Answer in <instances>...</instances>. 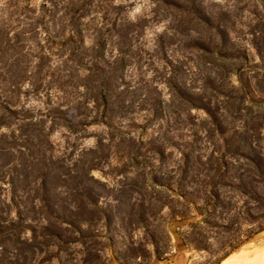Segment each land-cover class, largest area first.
<instances>
[{"label":"rangeland","instance_id":"rangeland-1","mask_svg":"<svg viewBox=\"0 0 264 264\" xmlns=\"http://www.w3.org/2000/svg\"><path fill=\"white\" fill-rule=\"evenodd\" d=\"M28 1L34 3L33 8L41 3ZM9 2L15 0H0V23L17 31L19 23L26 20L14 18L18 15L8 8ZM95 11L96 17L103 15L108 23H115L111 31L107 30L110 26L105 28L106 41L98 56L108 78L106 86L112 90L113 126L88 123L93 119L92 92L80 85L85 73L82 68L88 66V52L79 48L77 55L62 63L56 55L60 52L57 39L51 34L38 32V45L34 38L31 43L26 40V48L35 44L42 53L48 51L43 70L49 69L52 76L42 72L41 95L35 97L29 91L21 101L28 107L35 104L37 115L45 114V102L50 101L62 105L70 118L84 120L71 130L60 120L46 117L43 133L47 137H41L39 162L15 190L7 183L6 168H0V256L13 259L19 233L33 242L25 249L28 259L23 264H58L52 257L55 248H44L45 222L41 204L35 199L41 195L35 178L48 168L72 176L70 182L57 184L54 191L60 197L68 196L64 191L73 185L88 186L99 195V204L111 213L109 231L100 230L112 239L111 248L101 252L108 264H149L175 254L177 243L185 249L186 259L181 264H215L252 220L241 216L236 221L241 228L232 227L233 219L225 215L211 216L203 222L195 209L165 188L179 189L200 206L199 197L205 188L201 183L187 184L194 171L183 174V152L192 145L204 159L215 149L200 130L199 118L204 112L190 110L189 104L173 97L168 81L184 85L193 96L203 95L228 129L242 125L253 128L255 150L264 156V0H100ZM201 14L210 18L209 24L195 20ZM92 37L86 33L81 46H88ZM194 41L204 48L194 46ZM221 53L232 57L223 58ZM7 56L0 52L2 61ZM80 61L82 65L77 66ZM208 80H214L210 83L219 85L223 93L213 91ZM87 83L94 85L95 81ZM24 87L29 90V85ZM155 108L162 120L151 117ZM97 139L102 140L100 145ZM28 147L35 151L32 145ZM155 149L159 155L152 154ZM222 151L221 147L218 154ZM28 154L26 150L29 159ZM132 155L136 160L130 158ZM20 162L17 152L12 164ZM90 174L96 182L90 181ZM203 175L204 171L198 176ZM153 178L164 187L152 184ZM256 189L264 193L263 183ZM220 190L227 196L234 195L231 200H235L233 192ZM13 199H24L28 209L24 215L31 219L16 221ZM182 213L188 217L174 216ZM244 246H264V230L245 239L229 254ZM60 257L65 258L63 254Z\"/></svg>","mask_w":264,"mask_h":264},{"label":"trees","instance_id":"trees-1","mask_svg":"<svg viewBox=\"0 0 264 264\" xmlns=\"http://www.w3.org/2000/svg\"><path fill=\"white\" fill-rule=\"evenodd\" d=\"M99 1L41 0L35 8H33L34 3L28 0L7 3L8 8L13 10V15H18L14 17L16 20L18 17L26 20L25 23H19L20 28L17 31H11L9 26L0 23V52L1 56L8 55L4 61L2 57L0 59V168H6L7 183L11 190H15L16 186L22 184L26 180L28 170L39 162L41 137H47V133H43L46 129V117L51 120H60L65 128L71 130L84 120L82 117L76 120L70 118L68 111L62 105L50 101L45 102V114L37 115L35 104L28 107L21 101L22 95L28 94L29 91L34 92L35 97L41 95L39 90L42 72L45 76H52L49 69L43 70L42 61L49 58L48 51L42 53L41 47L38 49L35 44L25 47L26 40L31 43V40L35 39L37 45L39 44L36 36L38 32L46 36L51 34L57 39L59 47L57 50L60 51L56 54L58 62H68L72 55H77L79 48L88 52L86 61L88 66L82 68L85 73L81 75L83 81L80 84L86 92H92L93 119L88 123L100 122L107 127L113 126L111 124L113 103L110 99L112 90L108 85L106 86L108 78L104 75L105 69L98 60V56L105 45V28L110 26L107 30L111 31L115 23H108L103 15L96 17L95 9ZM195 20L207 25L210 18L201 14L196 16ZM88 32L93 37L88 46L83 44L81 46ZM200 44L199 41L193 43L196 47L204 48ZM215 52L219 51L215 50ZM219 55L223 58L232 57L222 53ZM77 64V66L82 65L81 61ZM93 79L95 84L88 85L87 82ZM210 82L213 83L214 80ZM210 82L209 86L213 91L223 93L219 85L215 83L213 85ZM27 85L29 90L28 87H24ZM168 86L173 97L179 102L189 104L190 110L195 108L204 112V115L199 118L200 130L215 149L204 159L199 153L194 152L192 145L187 152H183V174L188 175L191 169L194 171L187 184L201 183L205 188L202 194L200 193V206L187 199L186 194L179 189L165 188L174 191V195L182 199L187 207L195 209L201 215L203 222H208L206 218L211 216L215 218L225 215L233 219L230 222L232 227L241 228L240 224L236 223L241 216L252 220V224L239 232L236 240L229 246L230 249L215 263L218 264L245 239L264 230V193L256 189V185L260 182L264 186V156L255 150L253 128L242 125L240 128L228 129L213 105L203 95L199 96L196 93L194 94L196 96H193L184 85L174 80L168 81ZM23 88H25L24 91H22ZM152 116L163 119L161 112L158 113L156 108L151 112ZM192 137L194 141H197L196 134L195 137L192 134ZM101 142V139L96 140L98 145ZM28 145H32L35 151L34 149L30 151ZM221 147L223 151L218 154ZM26 150H29V159ZM17 152L21 154V162L13 165L12 159ZM152 154L159 155L160 151L152 150ZM130 158L136 160L134 155ZM31 162L33 163L29 164ZM203 171V177L199 178L198 175ZM71 177L68 172L59 174L43 168V173L35 178L37 181L34 184L39 185L41 189L40 197L35 199L41 204V214L45 222L42 226L46 231L43 236L45 237L44 248L47 250L50 247L55 248L56 252L52 257H55L58 264H108L107 258L101 252L111 248L112 239L104 236L100 230L109 231L112 225L111 213L99 204V195L88 186L73 185L64 191V194L68 195L66 197H60L58 193H55V188L59 186L57 184L63 181V184L70 182ZM89 179L97 181L91 174ZM152 180V184L164 187L154 178ZM221 188H227L233 192L236 196L235 200H231L234 195L227 196L220 190ZM197 192L199 193L198 190L195 191L196 194ZM67 197H72V202H67L65 200ZM23 200L13 199L11 203L16 211L17 222H22L24 218L31 219L24 215L28 209ZM239 202H241L240 205ZM174 216L186 218L188 214H174ZM31 239L21 238L18 233L16 254L10 260L1 255L0 264L25 263L28 257L24 253L26 248H31L33 245ZM61 254L65 257L64 259L60 257ZM76 257L79 258L76 260Z\"/></svg>","mask_w":264,"mask_h":264},{"label":"bare ground","instance_id":"bare-ground-1","mask_svg":"<svg viewBox=\"0 0 264 264\" xmlns=\"http://www.w3.org/2000/svg\"><path fill=\"white\" fill-rule=\"evenodd\" d=\"M218 264H264V246L240 247L238 251L229 254Z\"/></svg>","mask_w":264,"mask_h":264},{"label":"crops","instance_id":"crops-1","mask_svg":"<svg viewBox=\"0 0 264 264\" xmlns=\"http://www.w3.org/2000/svg\"><path fill=\"white\" fill-rule=\"evenodd\" d=\"M185 249L177 243V252L175 254L169 255L167 258L155 259L149 264H181L185 261Z\"/></svg>","mask_w":264,"mask_h":264}]
</instances>
